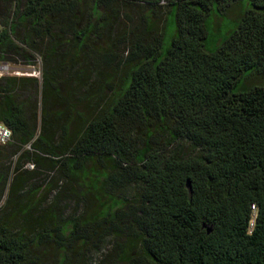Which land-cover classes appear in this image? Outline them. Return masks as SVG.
Masks as SVG:
<instances>
[{"label":"trees","instance_id":"obj_1","mask_svg":"<svg viewBox=\"0 0 264 264\" xmlns=\"http://www.w3.org/2000/svg\"><path fill=\"white\" fill-rule=\"evenodd\" d=\"M238 2L208 51L209 19ZM132 6L167 12L104 47ZM36 56L41 81L0 77V264H55L46 248L72 264L110 237L113 264H264V0H0V63Z\"/></svg>","mask_w":264,"mask_h":264},{"label":"rangeland","instance_id":"obj_2","mask_svg":"<svg viewBox=\"0 0 264 264\" xmlns=\"http://www.w3.org/2000/svg\"><path fill=\"white\" fill-rule=\"evenodd\" d=\"M243 10V3L238 2L231 5L226 15L220 14L219 12H215V14L209 19L207 25V39L205 43V47L208 51L213 50L221 41L230 33V31L234 28L236 20L240 18V15ZM167 12L166 7H161L160 9L157 8L155 10H151L148 6L138 7L132 6L130 8H123L122 9V18L120 21H115L117 24H113L112 28L110 29V38L105 39L103 46L105 47V43H109V41H113L114 43L119 42L126 34L129 32H133L136 27L142 26L143 23L147 20H157V18H163ZM120 55L126 56V47L120 46L119 49ZM69 60V59H68ZM1 64V63H0ZM9 66L18 72L20 75L17 76H32L38 78L40 81L42 79V71H43V62L39 56H36L33 65H27L24 63H10ZM105 73H111V69L109 67L103 66ZM65 75V74H64ZM250 85H262L263 82L260 77L258 76H251L249 79ZM41 97H39L40 99ZM39 104V111H38V122H37V134L40 131L41 125V109ZM24 149H28L25 147ZM24 169L27 170L29 173L28 177L30 183L32 184H40L44 180L45 182L54 181L57 182V191H62L65 187L64 179L58 174L57 172L49 171L46 168H39L33 166L32 164L26 163ZM36 170V171H35ZM65 202L64 207L67 209V213L72 214L79 211V202L72 195V193H65ZM7 197V191L5 195L0 200V207L5 203ZM139 194L135 192L133 195V202H136L138 199ZM135 199V201H134ZM124 240V238H123ZM115 241H122V240H115L113 237H110L105 241V244L102 246V250L97 252L92 247H83L80 244L75 245L73 248L72 253H69V256L73 260L72 264H79L77 259L80 258V253H85L86 257L84 264H113L111 257L116 252ZM45 253L47 258L53 260L55 264L56 259H58V255L54 248H46L42 251ZM40 253V254H42ZM112 262V263H111Z\"/></svg>","mask_w":264,"mask_h":264},{"label":"built area","instance_id":"obj_3","mask_svg":"<svg viewBox=\"0 0 264 264\" xmlns=\"http://www.w3.org/2000/svg\"><path fill=\"white\" fill-rule=\"evenodd\" d=\"M5 75H20L18 72H15L13 68L9 66V63H1L0 64V77ZM12 139V131L0 123V145L8 144Z\"/></svg>","mask_w":264,"mask_h":264}]
</instances>
